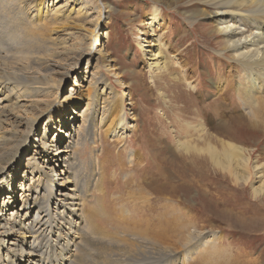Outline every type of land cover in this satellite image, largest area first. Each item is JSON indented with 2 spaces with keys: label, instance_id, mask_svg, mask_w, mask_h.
Returning a JSON list of instances; mask_svg holds the SVG:
<instances>
[{
  "label": "bare ground",
  "instance_id": "obj_1",
  "mask_svg": "<svg viewBox=\"0 0 264 264\" xmlns=\"http://www.w3.org/2000/svg\"><path fill=\"white\" fill-rule=\"evenodd\" d=\"M144 1L152 6L141 21L145 29H139V34L145 38H138V45L147 59L150 84L157 86L165 80L176 81V85H185L192 94L198 91V83L191 82L186 75V71L191 70H187L177 53L171 54L176 46L164 44L163 34H158L162 31L161 24L166 22L163 6L175 12L184 11L187 18L181 32L189 36L201 29L200 21H206L202 24L208 27V37L220 46L216 53L229 62L228 69L220 68L223 71L209 81L210 86L217 88L225 77L226 87L221 93L218 91L222 104L232 93L229 100L234 103L237 98L236 106H240L237 115L230 105L229 114L220 109L222 104H217L218 113L211 116L225 121L220 128L232 139H238L239 133L244 131L252 133L253 140L263 137L264 141V0ZM90 2L0 0V264H222L217 260L225 261L230 250L217 248L216 237H212L215 233L204 237L198 229L185 223L190 208H181L166 197H176L177 192L165 193L169 184L168 167L167 172L166 167L161 171L159 180L163 183L159 186L146 180L127 184L133 198L139 197V205L145 203L144 199L161 198L150 209L153 214L156 207L161 211L154 214L153 221L141 217L142 211L132 207L122 211L120 220L98 221L106 228L99 230L96 222L100 216L85 209L82 190L85 185L78 182L75 170L83 151L81 134L95 131L106 121L95 124L100 112L99 102H108V107L101 108V112L105 113V109L108 112L107 124L115 123L109 138L120 143L127 139L124 135L128 137L136 127L129 119L134 104L129 90L132 84L117 80L116 84L124 89L118 92L109 78H105L106 72L112 77L120 75L113 72L117 70L116 65L104 50L107 30L98 32L104 16L101 6H95L97 11L92 13ZM105 4V9L109 10ZM78 5L79 10H75ZM83 8L89 10L84 13ZM192 45H188L185 56ZM85 64L83 76L80 67ZM100 64L104 75L96 76ZM72 73L78 76L74 81V88L78 89L66 96L65 90L73 86L67 82ZM223 73L229 75L221 76ZM91 89H94L93 95L89 93ZM48 91L55 96L54 100L43 98ZM81 104L86 105L83 111ZM208 107L198 106L195 115L200 117ZM72 114L75 117L71 120ZM43 117L47 122L40 137L36 129ZM76 117L83 119L81 126L77 125ZM56 118L60 120L59 127H56ZM74 120L77 123L73 124V134L69 129ZM203 127L205 125L192 130L198 134L196 139L178 142L177 151L188 156L174 154L172 149L163 151L161 167L169 164L173 157L177 163L170 165L176 174L179 177L186 174L195 180L191 169L203 171L210 164L227 175L231 185L249 189L256 204L264 200V162L254 159L258 146L252 143L251 147H243L218 141ZM258 151L257 155L264 159L263 151ZM128 153L132 166L142 168L145 157L141 153ZM59 163H63V170L56 169ZM108 180L106 175L105 179L98 176L91 182L94 181L104 201ZM32 211L34 216L30 218ZM221 213L234 219L233 226L245 227L248 234L249 230L263 224L261 218L229 215V211ZM13 214L14 219H10L8 215ZM64 239L73 240L72 244L68 242L67 247H63ZM233 253L225 264H259L256 259ZM213 254H216L214 260L210 257Z\"/></svg>",
  "mask_w": 264,
  "mask_h": 264
},
{
  "label": "rangeland",
  "instance_id": "obj_2",
  "mask_svg": "<svg viewBox=\"0 0 264 264\" xmlns=\"http://www.w3.org/2000/svg\"><path fill=\"white\" fill-rule=\"evenodd\" d=\"M90 1L89 8L92 13L97 11V7L95 6H101L100 8L104 16L102 26L98 32L103 30L105 32V30H107L108 38L104 42V50L113 60V64L116 65L117 70L113 72L120 75L112 77L111 73L106 72L105 78H109L118 92H122L124 89L116 84L117 80L122 79L126 83L132 84V87L128 89L131 92V101L134 104L129 119L132 121L130 124L136 126L128 137L123 134L127 139L120 141V143L109 138L108 134L115 128V123L107 124L109 121L108 112L106 109L105 113L101 112V108H107L108 102L104 103L105 100H103L99 102L100 112L97 115L98 120L95 124L96 126L100 125L102 120H106L105 123L102 122L95 131L90 130L85 133L83 131L81 134L83 139L80 145L83 147V151L80 153L81 158L79 157L77 159L75 157L78 163L80 162L75 171L78 175V182L81 184L84 183L85 185L82 187L84 197L86 198L85 209L89 210L92 215L96 213L100 216L96 222L98 229H106L99 224L100 222L98 221L101 219L120 220L122 211L124 209H131L132 207L142 211L140 214L141 217L153 221L155 219L154 214H158L161 211L159 207H156L153 214L150 212V209L156 205V200L160 202L161 198H157L156 200L144 199L145 203L139 205L137 202L139 197L133 198V192L127 184L135 180L141 182L146 180L151 181L155 186H159L163 183L159 180L162 178V172L165 170V167V172H167L168 167L170 172H168L166 176L167 179H169V184L165 189V193L168 194L169 190H175L177 192L176 197H170V195L166 197L174 200L175 205L181 208H190V214L185 217L184 222L193 226L194 229H198L204 237L212 236V234L215 233L212 237H216V239H214L216 240L217 244L215 245L217 248L221 246L224 249L227 248L226 250L228 251L230 250L228 256L224 257L226 262L230 259V255L234 251L233 254L236 256H246V258L249 259H256L259 264H264V208L262 207L264 200L256 204L250 197L249 189H244L243 186L239 187L235 184L231 185L232 181L229 177L215 170L210 164L203 168V171L191 169L190 172L196 175V179L193 180L186 174L182 177L176 174L173 167L170 165L177 163V160L173 157L169 159L168 166L164 164L161 167L159 163L160 157L164 158L163 151L169 149H172L174 154L188 156L177 151L178 142L196 139L198 134L193 131L195 127L199 128L200 125H205L206 128H203L212 133L210 137L216 138L218 141L234 142L243 147H251V144L255 143L258 149L264 153L263 137L259 139L256 137L253 140L254 135L252 133L246 134L242 131L239 133L241 134L240 137L237 135L238 139H232L230 136H226L223 128H220V125L225 121H218L220 120L218 119L219 116H211L212 114L218 113L217 110H219V107L217 104H222L220 93L224 91L227 80L224 77L223 82L218 85L219 87L217 86V88L210 86L209 81L216 79L218 72L228 69L227 65L229 62L224 58H220L216 53L220 46L216 43L215 39L208 37V27L202 24H206L207 22L200 21L201 29L199 28L197 32L194 31L193 34L189 36L181 32V29L185 26V18H187V16L184 15V11L175 12L163 6L166 22L161 24L162 31H158V34H163L164 44L169 45V43H171L176 46L172 49L171 54L174 55L177 53L178 56H180L179 59L182 60L181 62L187 66V70H191L189 71L190 73L186 71L188 79H191V82L196 81V84L198 83L197 94H192L185 85H176V81L169 82L165 80L159 85H155L156 87L150 84L149 72L146 66L148 64L147 59L144 58L143 51L138 45V38H145L139 34V29H145L144 26H141V21L150 13L151 3L145 2L144 0ZM104 4L109 6V10L105 9ZM79 8V5L77 7L75 6V10H79ZM88 10L89 9H84L81 11L86 13ZM104 18L106 19L104 20ZM189 44H193L189 47L192 50L189 51L188 56H185ZM86 66L85 64L80 67L82 68L80 72L82 71L83 76ZM102 66V64L99 65V71L97 72L99 74L96 73V76L104 75ZM220 68L223 70H220ZM223 75L226 76L229 74H221V76ZM71 76L68 78L67 82L69 85L73 86H68V90H65L66 96H71L72 90L78 89L74 88V81H76V77L78 76L75 73H72ZM121 76H123V78H121ZM117 77H119V79ZM95 81H97V78ZM156 81L158 82V79H156ZM230 81H232V79H230ZM45 93L46 92H44L43 95ZM56 93L57 90L54 94ZM89 93L94 94V89H91ZM229 95V97L227 96L228 100L222 104L220 109L222 108V110L230 114L229 109L231 106L233 110H231L232 108L230 110L235 111L236 114L239 115L240 106L239 104V107L236 106L238 100L235 98L236 101L231 103L230 100H232L233 94L229 93ZM43 98L54 100L55 96H51V91H48ZM225 103L230 104L226 106ZM208 105L207 111L203 112L200 117L195 115L198 112V106L203 107ZM79 107L82 108L81 111L86 109L85 104H81ZM78 114L79 113H77V115ZM229 114L227 115L229 116ZM74 117L75 116H73L71 120ZM76 119L79 118L76 117ZM59 121L60 120L56 118V127H59ZM82 121L83 119H79L77 125L81 126ZM46 122L47 118L43 117L37 125V136L41 137L43 135ZM74 123H77V121L74 120L72 129H69L73 134L75 132ZM214 125L217 126L215 127ZM65 139L67 140V137H65ZM215 146L217 145L215 144ZM258 149L254 153V159L264 162L263 157H261V160L257 155V152H259ZM128 151L133 152L134 155L141 153L145 157L142 168L139 166H132ZM195 160H198V158H195ZM24 162L26 163V161ZM62 167L63 163H59L56 169L58 171L63 170L64 168ZM185 171L186 170H184V172ZM169 173H171V176ZM106 175L109 177V180L106 185L107 190L104 191L107 200L104 201L103 195L100 194L97 187L94 186V181L93 184L91 182L92 179H97L98 176L104 177L105 179ZM15 205L16 207L19 206L18 203ZM137 205H139L140 208ZM173 208L175 207L173 206ZM12 211L13 210H10L9 212ZM222 211H229V215L231 214L234 216L241 215L247 218H261L263 224L260 227L258 226L249 230L248 234V230L245 227L239 225L238 227L236 225L233 226L235 223L234 219L232 220L231 217H226L227 215L225 214L224 216L221 213ZM14 215L15 214L8 215V217L14 219ZM33 216L34 213L32 211L30 218H33ZM125 218L127 219L128 217L126 216ZM5 219L6 218H3V220ZM230 224L232 227L236 228V230L229 229L232 228L229 227ZM123 227H126V224H123ZM240 229L245 232H242ZM64 240L66 242L63 247H67L68 242L72 244L73 241ZM210 257L213 259L216 257V254L210 255ZM194 261L196 260H193V262ZM217 261L225 264V261L222 259H218ZM190 263L194 264L192 262Z\"/></svg>",
  "mask_w": 264,
  "mask_h": 264
}]
</instances>
